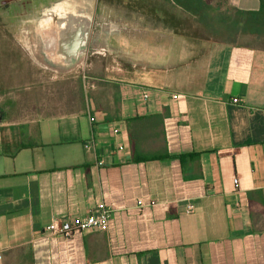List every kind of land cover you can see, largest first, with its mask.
Returning <instances> with one entry per match:
<instances>
[{"label":"crops","instance_id":"crops-1","mask_svg":"<svg viewBox=\"0 0 264 264\" xmlns=\"http://www.w3.org/2000/svg\"><path fill=\"white\" fill-rule=\"evenodd\" d=\"M230 5L256 11L260 0ZM171 38L161 69L144 66L160 75L104 69L89 98L79 90L0 141V264H264V48L210 39L194 51L182 38L176 54ZM69 44L43 53L67 67ZM165 112L157 142L171 158L132 161L127 121ZM98 204L113 208L107 231L46 232Z\"/></svg>","mask_w":264,"mask_h":264},{"label":"rangeland","instance_id":"rangeland-1","mask_svg":"<svg viewBox=\"0 0 264 264\" xmlns=\"http://www.w3.org/2000/svg\"><path fill=\"white\" fill-rule=\"evenodd\" d=\"M63 2L80 14L79 34L85 43L73 49L70 65L60 68L46 59L34 27L46 11ZM165 6L169 12L181 13ZM156 26L129 9L125 0L114 5L99 0H0V141L12 135L14 125L55 114L78 99L80 87L89 98L97 83L93 75H101L104 69L111 79L119 78V68L130 80L160 75L155 67L144 66L153 64L161 69L172 46L171 37L176 38V54L183 37ZM49 32V53L53 54L59 33L56 28ZM183 39L194 51L204 42ZM155 56L164 59L156 61ZM177 78L174 84L182 86L183 81Z\"/></svg>","mask_w":264,"mask_h":264},{"label":"trees","instance_id":"trees-1","mask_svg":"<svg viewBox=\"0 0 264 264\" xmlns=\"http://www.w3.org/2000/svg\"><path fill=\"white\" fill-rule=\"evenodd\" d=\"M99 1L110 5L124 2ZM125 1L129 9L141 14L145 19H150L155 27L158 25L176 36L197 41L211 39L228 45L264 48V0H260V8L256 11L235 9L230 5V0ZM165 5L178 8L181 13L169 12ZM81 88L83 92V87ZM168 115L165 112L153 117H136L127 121L132 161L138 163L171 158L168 150H163L158 144L160 135H164L163 130L161 134L156 130L159 126L163 127L164 119ZM143 144H151L153 150L145 151Z\"/></svg>","mask_w":264,"mask_h":264},{"label":"bare ground","instance_id":"bare-ground-1","mask_svg":"<svg viewBox=\"0 0 264 264\" xmlns=\"http://www.w3.org/2000/svg\"><path fill=\"white\" fill-rule=\"evenodd\" d=\"M61 7L56 4L52 9L45 12L44 16L41 18L37 26L34 27V33L39 37L38 42H42V50L44 53H49L51 49V39L49 38L50 30L56 28L59 37H57L56 48L54 50L55 54L60 55L62 47L70 46L71 39L75 42V47L79 44L85 43V37L80 32V14L75 12L74 9L69 8L66 2L59 3ZM66 6V7H65ZM69 12L73 13V20L69 19ZM79 34V35H78ZM52 54V53H50ZM53 57V56H52ZM53 58L54 61L58 60ZM64 61H69L68 57H64ZM62 60V59H61ZM63 61V60H62Z\"/></svg>","mask_w":264,"mask_h":264},{"label":"built area","instance_id":"built-area-1","mask_svg":"<svg viewBox=\"0 0 264 264\" xmlns=\"http://www.w3.org/2000/svg\"><path fill=\"white\" fill-rule=\"evenodd\" d=\"M173 97L176 98V96ZM147 98L148 92H145L144 99ZM91 122H94V118H91ZM85 148L91 150L93 148V142L85 145ZM234 183L237 185L239 180L235 178ZM193 211L194 207L189 205L188 212L192 213ZM112 214V207L106 204H98L84 216L66 217L60 220H54L45 228V230L51 235L62 236L65 238H70L76 234L84 232H105L109 228Z\"/></svg>","mask_w":264,"mask_h":264},{"label":"flooded vegetation","instance_id":"flooded-vegetation-1","mask_svg":"<svg viewBox=\"0 0 264 264\" xmlns=\"http://www.w3.org/2000/svg\"><path fill=\"white\" fill-rule=\"evenodd\" d=\"M58 7H61V5L58 4ZM66 7V6H65ZM69 19L72 21L73 20V13L69 12Z\"/></svg>","mask_w":264,"mask_h":264}]
</instances>
